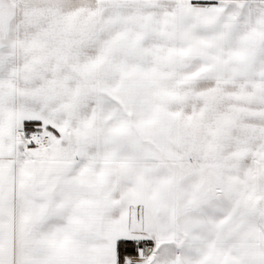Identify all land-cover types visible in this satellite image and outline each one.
Returning <instances> with one entry per match:
<instances>
[{
  "label": "snow or ice",
  "instance_id": "1",
  "mask_svg": "<svg viewBox=\"0 0 264 264\" xmlns=\"http://www.w3.org/2000/svg\"><path fill=\"white\" fill-rule=\"evenodd\" d=\"M0 264H264V0H0Z\"/></svg>",
  "mask_w": 264,
  "mask_h": 264
}]
</instances>
